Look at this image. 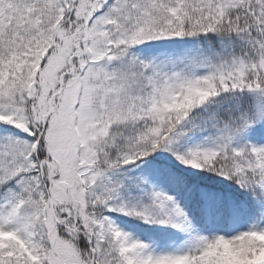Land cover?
Returning <instances> with one entry per match:
<instances>
[{"label":"snow or ice","instance_id":"snow-or-ice-1","mask_svg":"<svg viewBox=\"0 0 264 264\" xmlns=\"http://www.w3.org/2000/svg\"><path fill=\"white\" fill-rule=\"evenodd\" d=\"M0 264H264V0H0Z\"/></svg>","mask_w":264,"mask_h":264}]
</instances>
